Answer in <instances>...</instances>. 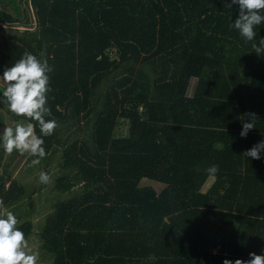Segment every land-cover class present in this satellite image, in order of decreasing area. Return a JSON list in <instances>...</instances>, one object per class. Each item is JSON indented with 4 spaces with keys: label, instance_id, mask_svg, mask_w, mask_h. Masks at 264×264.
Returning a JSON list of instances; mask_svg holds the SVG:
<instances>
[{
    "label": "trees",
    "instance_id": "obj_1",
    "mask_svg": "<svg viewBox=\"0 0 264 264\" xmlns=\"http://www.w3.org/2000/svg\"><path fill=\"white\" fill-rule=\"evenodd\" d=\"M23 1L0 0V17L23 21ZM227 4L31 0L36 29L0 34V76L26 51L53 68L48 118L59 126L42 138L45 158L59 155L60 199L41 231L52 264H234L264 254V153L242 156L264 141V56L229 27L239 5ZM255 30L258 43L264 24ZM249 112L259 119L242 138ZM5 116L10 126L23 120L0 105V130ZM121 119L129 134L117 137ZM20 156L36 158L0 143L7 206L28 194L8 170ZM19 228L28 239L34 225Z\"/></svg>",
    "mask_w": 264,
    "mask_h": 264
},
{
    "label": "clouds",
    "instance_id": "obj_2",
    "mask_svg": "<svg viewBox=\"0 0 264 264\" xmlns=\"http://www.w3.org/2000/svg\"><path fill=\"white\" fill-rule=\"evenodd\" d=\"M239 5V16L230 28L238 31L245 44H251V48L258 56H264V38L256 37L257 26L264 24V0H231L227 4ZM52 66L46 60H40L37 56L24 52L23 56L11 67L4 70L0 76V105L17 117L23 118L20 122H13L10 126L5 116L3 129L0 130V143L5 154L18 152L36 157L31 160L33 166L41 163L47 153L42 137L51 136L58 128L55 119H49L51 108L49 106L50 86L49 74ZM258 116L254 112L246 113L241 117L242 130L240 136L246 138L249 131L255 129ZM250 122H245V121ZM26 121V122H25ZM39 127L41 135H37L36 127ZM264 153V141L254 145L242 154L243 157L260 160ZM208 174L215 177L219 172L218 165H212L207 170ZM51 177L41 172L38 178L39 184H48ZM260 218H264L261 215ZM20 220L12 212L5 209L3 199H0V264H38L39 254L33 252L25 233L19 228ZM223 264H233L224 260ZM234 264H264V254L249 253V260L236 259Z\"/></svg>",
    "mask_w": 264,
    "mask_h": 264
},
{
    "label": "rangeland",
    "instance_id": "obj_3",
    "mask_svg": "<svg viewBox=\"0 0 264 264\" xmlns=\"http://www.w3.org/2000/svg\"><path fill=\"white\" fill-rule=\"evenodd\" d=\"M23 6L25 8L23 21L8 22L3 16V18L0 17V34L11 35L13 33L16 34L18 31L36 29V16L31 5V0H24ZM28 20L29 22H26ZM112 51L115 53L114 50ZM195 84L196 80H193L190 88V94H192ZM2 91L3 89L0 88V94H2ZM129 128V121L121 119L117 126L115 135L117 137L127 136L129 134ZM73 132L74 131L71 133ZM89 134V129L85 128V131H83L79 136L88 138ZM59 161V155L54 154V152H52L47 158L42 159L41 163L35 166H33L31 162L27 161L26 157L20 156L15 162H13V164H11V166H9L8 169L12 174V177L17 178L20 185H25L27 188L28 194L20 203L21 215L19 220L20 222L30 220L34 225L32 235L28 238V240L32 251L39 254L38 264L53 263V256L44 248V240L41 238V231L43 230L47 216L54 211L55 202L60 199V193L55 189L56 180L58 176H61ZM41 172H45L51 177L50 183H38V178ZM211 182L212 181L205 185L204 190H207V188L211 185ZM8 183L9 181L7 182V186ZM154 183L155 182H151V184ZM162 187L163 186L161 185L157 186L158 189H162ZM212 251L213 254H216L219 252V249H213ZM217 256H219V254H217Z\"/></svg>",
    "mask_w": 264,
    "mask_h": 264
},
{
    "label": "crops",
    "instance_id": "obj_4",
    "mask_svg": "<svg viewBox=\"0 0 264 264\" xmlns=\"http://www.w3.org/2000/svg\"><path fill=\"white\" fill-rule=\"evenodd\" d=\"M13 178H15V177H13ZM9 185H10V181L8 183V186ZM20 203H21V200H19L18 202L14 203L13 205H10V206H7V205L4 204L5 205V209L8 210V211H12L19 218L20 215H21V210H20V206L21 205H20ZM20 223H22V222H20Z\"/></svg>",
    "mask_w": 264,
    "mask_h": 264
}]
</instances>
